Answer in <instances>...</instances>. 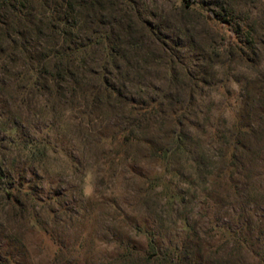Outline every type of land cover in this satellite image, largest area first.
Wrapping results in <instances>:
<instances>
[{"label":"rangeland","instance_id":"374dc122","mask_svg":"<svg viewBox=\"0 0 264 264\" xmlns=\"http://www.w3.org/2000/svg\"><path fill=\"white\" fill-rule=\"evenodd\" d=\"M113 2L111 15L122 9L137 18V28L145 21L159 30L172 60L173 73L163 57H139L133 67L119 61L121 72L128 67L121 77L126 93L173 103L165 101L144 131L152 143L123 144L118 134L130 114L115 104L95 116L78 94L73 110L44 106L45 95H29L26 103L6 96L0 170L12 196L7 202L0 189V254L16 264H121L130 243L143 264L139 256L152 241L180 264H264V0H193L187 10L182 0ZM222 38L246 42L249 59L234 60L229 71L223 53L208 63L203 53L224 48ZM160 51L152 47L156 57ZM111 69L110 84L118 73ZM187 73L206 79L192 88L196 116L181 125L179 147L170 119L192 84ZM14 117L21 127L7 131ZM32 139L43 141V155L22 145ZM210 204L212 217L205 214ZM227 231L242 242L228 238L216 248Z\"/></svg>","mask_w":264,"mask_h":264},{"label":"trees","instance_id":"16d2710c","mask_svg":"<svg viewBox=\"0 0 264 264\" xmlns=\"http://www.w3.org/2000/svg\"><path fill=\"white\" fill-rule=\"evenodd\" d=\"M113 1L0 0V104H6V99L13 93L21 95V101L25 103L29 95H45L44 106L54 109L61 104L62 110H73L74 99L78 94L87 99L95 109V116L102 110L111 111L115 106L120 112L129 111L126 126L118 134L121 143L128 144L136 139L147 141L144 131L151 127L154 116L159 115L160 107L165 101L169 105L173 103L172 98L163 96L137 100V97L126 93L121 77L126 76L128 67H133L139 57L151 62L163 57L168 73H173L172 60L167 56V47L160 31L145 21H141L137 28V18L122 9L116 15H111L107 9L114 6ZM192 3L193 0H182V10L189 9ZM221 40L225 44L224 48L203 53L208 63L212 55L223 53L226 59L221 61V65L229 71L236 62L234 60L249 59L247 52L251 51V47H244L246 42L240 46L228 38ZM152 47H158L162 56L153 55ZM96 52H99L97 56ZM93 61L96 63L95 68ZM119 61H123L125 65L131 64L121 72L117 65ZM12 64H17L13 76H5L10 72V66L14 67ZM110 66L118 71L112 84ZM205 76L202 80L188 73L183 77L192 84L187 88V97L174 110L170 119L171 123L179 127L177 133L173 134L179 147L183 137L179 130L181 125L190 123V116H196L194 109H197L198 104H195L198 98L192 88L205 83ZM172 78L176 81L184 80L181 77L178 80L175 75ZM170 80L177 85L176 81ZM220 86L222 88V84ZM12 121V126L7 131L21 127L15 117ZM211 133L212 137H217L218 129ZM41 143L43 141L32 139L22 145L29 147V154L43 155L44 147L40 146ZM150 149L155 152L153 145H150ZM2 171L0 170V189L4 192V200L8 202L12 196L6 185L9 175ZM4 209L5 204H2V211ZM205 214L212 217L213 204L205 209ZM228 238L237 244L242 242L238 234L227 231L216 248ZM139 257L143 259V264H156L157 261V264H180L175 258L157 252L152 241H149L146 253ZM117 259L121 264H137L136 247L126 243ZM0 264H16V260L11 255L0 254Z\"/></svg>","mask_w":264,"mask_h":264}]
</instances>
